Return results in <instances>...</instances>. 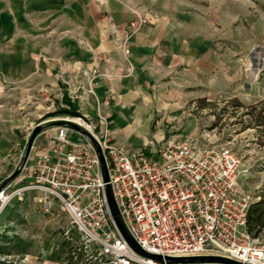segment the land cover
<instances>
[{"label":"crops","instance_id":"crops-1","mask_svg":"<svg viewBox=\"0 0 264 264\" xmlns=\"http://www.w3.org/2000/svg\"><path fill=\"white\" fill-rule=\"evenodd\" d=\"M243 4L0 0V166L19 143V128L32 130V118L65 97L85 105L91 84L99 104L91 98L88 111L110 121L113 143L130 152L143 147L153 160L157 144L197 103L263 101L264 12L257 19ZM140 18L148 23L130 39L127 56L123 32Z\"/></svg>","mask_w":264,"mask_h":264},{"label":"built area","instance_id":"built-area-1","mask_svg":"<svg viewBox=\"0 0 264 264\" xmlns=\"http://www.w3.org/2000/svg\"><path fill=\"white\" fill-rule=\"evenodd\" d=\"M147 23L140 18L123 32L125 55L130 54L132 36ZM84 98L89 107L91 98L99 104L92 84ZM103 121L102 131L91 122L89 132L107 162L108 183L88 141L75 140L74 131L67 126L55 127L52 135L32 146V151L41 152L34 158L29 177L20 179V183H30L11 195H6L11 184L0 191V211L14 198L32 192L33 203L40 209H56L68 217L85 242L96 247L101 264H181L168 259L201 257L264 264V238L248 231L255 196L238 187L240 159L236 154L222 147L198 148L188 140L170 139L160 145L159 158L153 160L113 143L107 120ZM107 184L128 235L142 251L160 261L138 255L125 241L108 205ZM68 234L66 231V237ZM2 260L25 262L13 257Z\"/></svg>","mask_w":264,"mask_h":264},{"label":"rangeland","instance_id":"rangeland-1","mask_svg":"<svg viewBox=\"0 0 264 264\" xmlns=\"http://www.w3.org/2000/svg\"><path fill=\"white\" fill-rule=\"evenodd\" d=\"M243 2L246 3L243 4V7L254 10L257 19L262 18L264 0H243ZM250 49L243 48L242 55H248ZM235 100L239 101L227 97L216 102L197 103L191 112L192 116H187L181 120L177 127L171 128L168 134L170 137L162 140L157 145L159 147L163 142L170 139L188 140L198 148L222 147L233 152L240 159L238 187L242 192L254 195V203H258L264 199V119L261 125L257 126L251 116L245 115L247 112L245 108L235 106ZM68 101L62 104L55 103L52 106L50 104L45 106L32 118V122H34L32 130L29 131V128L18 129L19 143L11 155L3 159L0 166V187L8 178L21 169L19 175L10 183L13 187L6 192V195H11L16 189L30 183V181L20 183V179L28 171L30 173V167L34 165V158L38 150L32 151L31 149L26 162H24V157L30 137L40 124H49L64 119L80 123L83 126L81 128L88 132L91 122L97 126L98 132L103 130L104 124L102 125L99 118L88 111V105L78 106L70 100ZM242 104L245 107L250 106L249 104ZM225 107L228 109V113L223 112ZM196 108H198V111ZM64 110L79 112L85 116L89 123L72 115L64 114L62 112ZM25 111L29 112V109ZM27 112L24 115L29 117ZM195 118L198 120L197 122L194 121L191 127L190 121L191 119L195 120ZM107 124L108 129L111 131V124L108 119ZM55 127L57 126L52 125L45 130L47 131L46 137L54 133L52 129ZM68 128L74 131V136L86 139L76 133L77 131L72 127ZM29 133L31 134L29 135ZM119 147L128 151L123 146ZM143 149L142 147L138 151L144 153ZM14 183L18 184L14 185ZM33 196L32 192H28L22 198L16 197L3 206L0 211V242L5 243L13 239L14 243H17V241L24 243L23 250H26V252L14 257L15 259H25L24 264H62L61 262L52 261L50 256L58 252L61 242L66 237V231L69 232L68 237L73 241L80 237V233L71 225L68 217L59 213L58 210L54 209L46 212L36 206L33 203ZM1 206L0 203V208ZM261 237L264 238V235ZM77 243V247H80L81 243L85 244L88 255L94 254L95 256L96 247L92 244L88 245L83 237Z\"/></svg>","mask_w":264,"mask_h":264},{"label":"trees","instance_id":"trees-1","mask_svg":"<svg viewBox=\"0 0 264 264\" xmlns=\"http://www.w3.org/2000/svg\"><path fill=\"white\" fill-rule=\"evenodd\" d=\"M64 101H68L67 97ZM236 107H242L247 110L246 116H251L255 121L256 125L259 126L264 119V100L256 105H250L245 107L241 102L235 100ZM224 113H228V109L223 108ZM248 231L254 237H261L264 235V199L258 203H253L250 206L248 213ZM82 235L76 240L65 237L60 244V248L57 253L50 256L52 261L61 262L62 264H101L96 255H88L86 245L81 243L80 247H77V241L81 239ZM6 240V239H5ZM3 242V241H1ZM0 242V264H15L14 262L3 261L2 257H16L19 254L26 252L23 250L24 243H14L13 239L6 241L5 243ZM22 247V248H21ZM15 259V258H14Z\"/></svg>","mask_w":264,"mask_h":264},{"label":"water","instance_id":"water-1","mask_svg":"<svg viewBox=\"0 0 264 264\" xmlns=\"http://www.w3.org/2000/svg\"><path fill=\"white\" fill-rule=\"evenodd\" d=\"M64 114H69L72 115L76 118H79L81 120H84L86 122L89 123V121L85 118V116H83L82 114H80L79 112H70L67 110L62 111ZM57 126V127H72L74 130H76L78 133H80L82 136H84L86 138V140L88 141V143L92 146V148L94 149V151L96 152L100 165H101V169H102V174H103V179L106 183H108L109 181V171H108V166H107V162L105 160V157L103 155V152L97 142V140L93 137V135L91 133H89L88 131L82 129L80 126L72 123L71 121L68 120H59L56 122H52L49 124H45L42 125L40 124L32 133L30 140L28 142V146H27V150H26V155L24 157V162L27 161V159L29 158L30 155V151L32 149V146L35 142V140L37 139V137L43 132L45 131L49 126ZM21 172V169H19L13 176H11L10 178H8L3 185H1L0 187V191H2L8 184H10ZM105 192H106V197H107V201H108V205L111 211V214L113 216V219L118 227V229L121 231L125 241L129 244V246L131 247V249L137 253L138 255H141L143 257L146 258H151L154 260H158L160 261L161 258L158 256H153L150 255L144 251H142L137 245L136 243L131 239V237L128 235L126 229L124 228L122 221L119 217L118 214V210H117V206L112 194V190L111 187L107 184L105 187ZM168 262L170 263H181V264H189V263H222V264H236L232 261L229 260H225L222 258H211V257H201V258H177V259H168Z\"/></svg>","mask_w":264,"mask_h":264}]
</instances>
